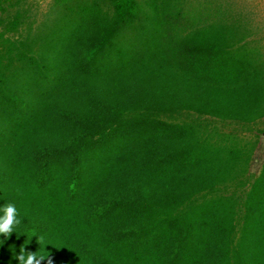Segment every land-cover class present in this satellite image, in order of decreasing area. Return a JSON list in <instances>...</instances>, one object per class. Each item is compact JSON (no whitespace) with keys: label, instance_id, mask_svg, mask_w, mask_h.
I'll list each match as a JSON object with an SVG mask.
<instances>
[{"label":"trees","instance_id":"1","mask_svg":"<svg viewBox=\"0 0 264 264\" xmlns=\"http://www.w3.org/2000/svg\"><path fill=\"white\" fill-rule=\"evenodd\" d=\"M46 16L22 34L18 11L0 18V208L21 221L0 264L21 247L53 264H264V160L248 175L253 145L200 122L264 119L247 22L218 0H53Z\"/></svg>","mask_w":264,"mask_h":264},{"label":"rangeland","instance_id":"2","mask_svg":"<svg viewBox=\"0 0 264 264\" xmlns=\"http://www.w3.org/2000/svg\"><path fill=\"white\" fill-rule=\"evenodd\" d=\"M53 0H9L3 4L6 11L1 14L3 20L10 19L14 11L19 13V22L22 24L19 27V32L22 34L23 28L27 25L34 29L39 25L49 13L50 5ZM186 6L196 5L204 0H184ZM219 3L227 6L230 14L240 16V19L247 22L250 32L255 39L260 43L262 53H264V0H218ZM11 4L10 7H7ZM190 116H177V119H189ZM200 122L208 129H213L216 132L227 133L244 142H249L253 145L247 174L255 176L260 170V166L264 160V119L257 121L253 125L241 126L229 122H220L211 118H201Z\"/></svg>","mask_w":264,"mask_h":264},{"label":"clouds","instance_id":"3","mask_svg":"<svg viewBox=\"0 0 264 264\" xmlns=\"http://www.w3.org/2000/svg\"><path fill=\"white\" fill-rule=\"evenodd\" d=\"M0 212L3 213V215H0V235L8 238L12 235L14 228L21 224V221L17 218L18 212L14 204L4 205L3 208H0ZM38 243L40 246L43 244V237H39ZM15 259L18 260L19 264H42L45 260H47V264H53L49 256L38 255V251L25 252L23 247H21L20 254Z\"/></svg>","mask_w":264,"mask_h":264}]
</instances>
